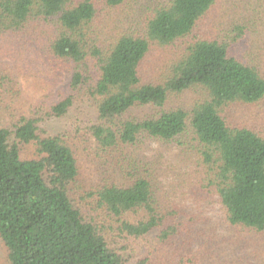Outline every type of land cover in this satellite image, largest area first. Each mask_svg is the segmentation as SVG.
Here are the masks:
<instances>
[{"label":"trees","instance_id":"16d2710c","mask_svg":"<svg viewBox=\"0 0 264 264\" xmlns=\"http://www.w3.org/2000/svg\"><path fill=\"white\" fill-rule=\"evenodd\" d=\"M2 38L71 74L65 97L30 109L0 67L12 118L0 126L8 264H200L211 243L169 224L177 209L165 210L148 142L194 153L198 191L215 196L231 227L264 234V0H0ZM85 99L95 108L86 137L76 142L78 123L73 139L42 135L41 123ZM235 106L256 115L235 118ZM28 145L36 155L23 159ZM155 233L180 254L135 258L132 242Z\"/></svg>","mask_w":264,"mask_h":264},{"label":"rangeland","instance_id":"374dc122","mask_svg":"<svg viewBox=\"0 0 264 264\" xmlns=\"http://www.w3.org/2000/svg\"><path fill=\"white\" fill-rule=\"evenodd\" d=\"M14 42L5 38L0 39V67L17 76L22 108L49 107L65 97L69 92L71 74L47 65L43 60L38 61L36 57H32L33 50L29 52ZM5 107V104L0 106V126H8L12 122V118L6 115ZM94 111V102L91 99L76 102L64 118L41 123L40 128L45 130L42 135L66 134L68 139H73L75 132L73 127L75 128V124L78 123L81 138L76 142H80L89 133L87 129L94 123ZM232 114L235 118H253L256 115V108L235 106L232 108ZM84 150L82 149L79 156L81 174L84 179H89L93 174L88 159L85 160ZM141 151L159 161L158 189H162L160 195L167 199L165 210L177 209V215L167 217L169 224L191 225L197 232H203L204 237L211 243V248L201 255L203 260L198 258L200 264H264V234L248 235L231 227L227 224L225 214L215 196L207 191H198L202 189L200 186L202 174L194 153L179 149L173 143L161 142L143 144ZM35 155V147L28 145L23 149L21 156L27 159ZM157 234L138 243L132 242L129 249L131 254L135 258L136 256L155 258L159 252L162 258L170 257V253L180 254L171 243L166 246L159 244ZM195 250L193 255L196 254ZM189 261L188 256L186 263ZM0 264H8L7 251L1 240Z\"/></svg>","mask_w":264,"mask_h":264}]
</instances>
